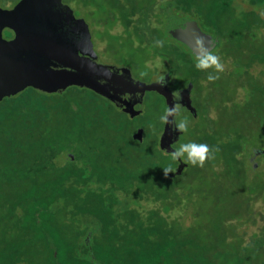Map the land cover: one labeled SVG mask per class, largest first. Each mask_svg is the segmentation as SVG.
Returning <instances> with one entry per match:
<instances>
[{
  "label": "trees",
  "instance_id": "obj_1",
  "mask_svg": "<svg viewBox=\"0 0 264 264\" xmlns=\"http://www.w3.org/2000/svg\"><path fill=\"white\" fill-rule=\"evenodd\" d=\"M67 1L80 12L99 3L114 37L129 41L123 47L146 50L150 62L159 59L166 72L186 79L185 87L192 84L191 92L203 90V103H196L195 116L186 111L187 118L202 125L209 120L206 108L213 107L222 114L221 124L192 127L194 142L207 144L211 158L202 165L186 160L182 173L169 178L160 161L172 155L145 149L105 118L81 115L89 90L44 95L27 89L3 99L0 264H94L90 254L96 264H264V215L247 202L222 216L214 208L217 198L201 211L205 187L216 183L219 168L227 176L248 174L247 129L251 123L264 126V13L256 10L264 12V0H244L251 9L239 6L240 0ZM172 9L197 19L215 40L210 53L219 57L222 70L197 69L199 59L170 37L166 20L179 18ZM210 73L217 78L208 80ZM50 98L58 103L48 106L44 99ZM59 112L79 131L75 148L30 157L28 136L58 128ZM94 125L101 135L91 143L84 137ZM118 134L126 135L120 144ZM68 151L74 158L58 161ZM75 223L82 225L81 243L75 239L69 246L63 233ZM87 233L90 249L82 242ZM78 248L85 259L75 256Z\"/></svg>",
  "mask_w": 264,
  "mask_h": 264
},
{
  "label": "water",
  "instance_id": "obj_2",
  "mask_svg": "<svg viewBox=\"0 0 264 264\" xmlns=\"http://www.w3.org/2000/svg\"><path fill=\"white\" fill-rule=\"evenodd\" d=\"M49 2L20 0L12 9L0 8V102L27 89L53 95L76 87L107 99L116 109L133 118L139 114L134 106L142 102L144 94L155 92L163 98L166 105L164 116H167V120L163 119L157 147L162 153L172 155L173 144L181 134L175 125L181 110L196 115L190 98L192 84L172 90L167 74L155 81L144 82L134 79L126 66L101 63L93 50L84 21L75 18L66 5H60L62 13L53 12ZM63 15L74 24L73 33L81 35L80 40L75 41L56 28L54 21ZM165 24L170 37L187 47L198 59L215 47V40L202 32L192 19L169 16ZM2 30L11 31L13 38L2 39ZM161 78L165 81L163 85ZM170 109L173 111L169 112ZM131 138L141 143L142 130H136ZM262 153L252 150V157ZM176 162L174 171L166 176L163 174V177L174 178L182 173L187 164L180 158ZM89 240L90 233H87L85 241L90 249ZM90 260L96 264L92 254Z\"/></svg>",
  "mask_w": 264,
  "mask_h": 264
},
{
  "label": "rangeland",
  "instance_id": "obj_3",
  "mask_svg": "<svg viewBox=\"0 0 264 264\" xmlns=\"http://www.w3.org/2000/svg\"><path fill=\"white\" fill-rule=\"evenodd\" d=\"M15 0H0L1 7L5 4H10ZM77 5V4H76ZM239 6H242L243 9H251V7L247 4L246 1L240 0ZM79 6H75V3L72 4L71 10L72 14L76 18H81L84 23L87 25L90 40L92 43L93 50L97 55L100 62H117L126 65L129 68L132 77L138 81H154L158 79L159 76L163 74H167L169 76V84L172 90H179L185 88L186 79L183 76H173L170 73L166 72V66L160 62L159 59H154L152 62L149 61L151 56L139 47H134L133 45L129 48L123 47V43L129 42L125 37L118 39L114 37L111 33L113 25L106 22L103 19V13L101 10V5L97 2L88 3V6L84 11L78 9ZM260 13H264L261 9H256ZM84 13V14H83ZM171 13L178 16L179 18H189L194 20L199 29L209 35L206 31H204L198 22L197 19L191 16H187L181 11L172 9ZM89 16H88V15ZM165 20L163 19L162 27L164 25ZM149 61V65H148ZM131 65H135L132 67ZM152 68V69H151ZM154 70V74H153ZM72 88H68L66 93L70 92ZM203 90L196 92H191V104L196 112V103H203ZM86 104L81 110V115L90 118H105L106 122L116 126L118 130H122L126 133V135L132 136V134L138 130H142V142L145 149L151 150L157 147V138L159 133L163 127V119L164 113L166 111L165 102L163 98L155 93L148 91L144 94L142 102L137 105V110L140 111V114L130 118L127 114L119 111L115 107H113L109 102L105 99L92 94L91 92H86ZM69 95V94H67ZM213 98L215 99V93H212ZM41 99V98H40ZM38 99V100H40ZM47 101L48 106L56 105L58 101L56 98H50ZM41 103V102H40ZM213 108V107H209ZM206 108V113L209 120H206V123L201 125L200 123H193L191 119L187 118V114L181 113V115L176 119L175 125H178L179 122L183 119L187 121V130H180L181 134L178 140L173 144V149L175 150L183 143L194 142V136L192 134V127L195 128H209L214 126L215 124H221L222 114L219 111ZM61 112V111H60ZM59 112L61 125L55 129H44L42 128L35 134L32 133L28 136V144L30 147V157L36 156H48L49 154L53 155L54 150L62 149L63 147L69 148L70 150L74 149L76 146V140L79 137V131L77 127L73 129L69 127L68 122L65 121V116ZM58 126V125H57ZM220 127V126H219ZM249 130V131H248ZM217 131L222 132L221 128ZM248 138H247V147L248 150L244 154V158L249 167V172L246 176L238 177L227 176L222 173V170L219 168L215 175L218 178L216 183L211 185L208 184L205 187V194L207 195V199L203 204L205 206L201 208V211L207 212L209 201H212V198H217V205L214 207L216 213L226 215L228 213L233 212L237 209H242V207L248 205L250 206V210H256L260 215H264V154H259L252 157V150H264V126L260 127V125L252 124L247 129ZM100 129L97 128V125H94L89 132H86V136L84 140L95 143L96 137H100ZM126 135L117 136L118 144L122 142V137ZM112 138V136H111ZM103 152V150H101ZM68 157H72L73 153L68 151L65 152L58 161H62L63 159H67ZM181 161L186 163V159L180 158ZM55 161V160H53ZM174 161L171 156H165L161 161L162 169L171 166L175 167ZM60 165V164H59ZM55 170V168H54ZM246 188L249 191V194L246 193ZM249 195V197H248ZM259 209V210H258ZM61 221V220H60ZM258 226H256L257 229ZM66 231L63 233V241L67 242L65 244L69 246L74 245V240L80 242V235L82 231L81 223H75L70 226L65 227ZM255 229L250 227L249 231H253ZM87 234H85L84 239H86ZM83 240V239H82ZM90 241V240H89ZM85 246V240L82 241ZM91 246V242H89ZM93 250L95 256L98 257V253L94 247ZM72 254V253H71ZM83 249H79L75 251V256H78L79 259H85ZM74 255V254H72ZM84 256V257H82ZM102 264V263H101Z\"/></svg>",
  "mask_w": 264,
  "mask_h": 264
},
{
  "label": "clouds",
  "instance_id": "obj_4",
  "mask_svg": "<svg viewBox=\"0 0 264 264\" xmlns=\"http://www.w3.org/2000/svg\"><path fill=\"white\" fill-rule=\"evenodd\" d=\"M210 66H214V68L217 71L222 70V64L219 61V57L212 53H206L205 56L197 61L195 64V67L197 69H204L208 68ZM217 77L212 75L211 73L208 74L207 79L208 80H214ZM161 84L163 85L165 81L161 78ZM178 95V93H177ZM173 110H169L171 112ZM162 119L167 120V116H163ZM176 127L180 130H187V121L186 120H181ZM173 160H177L178 158H183L186 159L188 162L194 164V165H202L204 160L206 158H211V153L209 150V147L207 144L200 143L197 144L195 142H188V143H183L181 144L178 148H176L172 152V157ZM163 174L166 176L169 172L174 171V169L171 166H167L162 169Z\"/></svg>",
  "mask_w": 264,
  "mask_h": 264
},
{
  "label": "flooded vegetation",
  "instance_id": "obj_5",
  "mask_svg": "<svg viewBox=\"0 0 264 264\" xmlns=\"http://www.w3.org/2000/svg\"><path fill=\"white\" fill-rule=\"evenodd\" d=\"M20 0H15L14 2H11L10 4H5L4 6H2L1 7V5H0V8L1 9H4V10H9V9H12L18 2H19ZM51 2H49V6H50V8L52 9V11L53 12H60V13H62L63 11L61 10V8H60V5L62 4V5H66V6H68L70 9H71V4L70 3H68V1L67 0H50ZM76 18V17H75ZM54 24H55V26H56V28L59 30V31H62V32H64V33H66L70 38H72L73 40H75V41H78V40H80L81 38H82V36L80 35L79 36V34L78 33H76V34H74L73 33V31L75 30V28H74V24L72 23V22H70V21H68V20H66V17L63 15V16H61L58 20H56V21H54ZM1 37H2V39H4V40H11L12 38H13V34H12V32L11 31H9V30H2V32H1ZM101 63H103V64H106V65H115V66H125V65H123V64H119V63H116V62H101ZM160 77V76H159ZM158 77V78H159ZM157 80V79H156ZM155 81V80H154ZM170 81V80H169ZM175 90H177V89H175ZM190 95H191V92H190ZM98 96V95H97ZM100 97V96H99ZM102 98V97H101ZM103 99H105V98H103ZM107 102H109L113 107H114V105L110 102V101H108L107 99H105ZM138 108H137V105H135L134 106V110H136V111H139V110H137ZM184 112H186V110L185 109H182L181 110V113L183 114ZM188 112V111H187ZM139 114H140V111H139ZM138 114V115H139ZM181 115V114H180ZM160 134V133H159ZM176 164H177V162H176ZM176 166V165H175Z\"/></svg>",
  "mask_w": 264,
  "mask_h": 264
}]
</instances>
